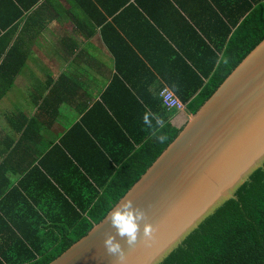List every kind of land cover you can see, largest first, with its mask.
Returning a JSON list of instances; mask_svg holds the SVG:
<instances>
[{"label": "crops", "instance_id": "0c3cea01", "mask_svg": "<svg viewBox=\"0 0 264 264\" xmlns=\"http://www.w3.org/2000/svg\"><path fill=\"white\" fill-rule=\"evenodd\" d=\"M223 1L0 0V223L62 221L59 193L80 197L110 181L149 131L144 115L155 120L147 102L165 88L177 96L171 84L189 68L164 67L188 58L179 46L196 49L197 22L241 26L256 7ZM189 109L171 123L182 128ZM0 230V248L15 243Z\"/></svg>", "mask_w": 264, "mask_h": 264}, {"label": "trees", "instance_id": "16d2710c", "mask_svg": "<svg viewBox=\"0 0 264 264\" xmlns=\"http://www.w3.org/2000/svg\"><path fill=\"white\" fill-rule=\"evenodd\" d=\"M223 2L218 0L220 6ZM255 2L256 7L242 20L241 26L237 21H223L221 29H217L196 21L197 27L193 28L198 35L196 49L182 46L177 49L189 59L179 57L172 61L171 67L166 61L164 69L169 66L168 70L178 71L182 65L189 68L181 73V78L173 80L175 85L170 84L181 101L189 105L191 113H197L264 40V1ZM199 57H207V69L199 65ZM155 69L159 71L158 67ZM206 78H209L207 84ZM195 96L198 98L192 99ZM147 104L154 116L163 118L165 127L161 132L167 135V140L160 143L149 130L136 141L137 148L130 145L124 162L112 165V178L99 183L101 189L94 188L91 194H83L82 190L80 197L59 193L56 202L62 200L66 205L62 221L0 223L15 240V243L2 244L0 264H49L85 235L129 191L182 129L171 123L178 111H168L162 99ZM237 197L228 199L206 217L160 264H264V167L239 188ZM70 206L81 209L70 210Z\"/></svg>", "mask_w": 264, "mask_h": 264}, {"label": "water", "instance_id": "95a60500", "mask_svg": "<svg viewBox=\"0 0 264 264\" xmlns=\"http://www.w3.org/2000/svg\"><path fill=\"white\" fill-rule=\"evenodd\" d=\"M264 167V40L233 70L121 197L146 213L125 264H160L189 233ZM115 204V205H116ZM108 213V212H107ZM107 215V214H106ZM106 215L49 264H117L103 247ZM156 229L144 242V224Z\"/></svg>", "mask_w": 264, "mask_h": 264}, {"label": "clouds", "instance_id": "9594fccd", "mask_svg": "<svg viewBox=\"0 0 264 264\" xmlns=\"http://www.w3.org/2000/svg\"><path fill=\"white\" fill-rule=\"evenodd\" d=\"M144 123L150 130L151 135L155 137L160 143H164L167 140V135L163 134L161 130L165 127L163 118L154 116L155 126L150 119L149 114L144 115ZM114 205L107 213L105 221L109 223L110 227L114 229V232H105L103 239V247L107 255L115 257L117 264H125L124 249L119 243V239L125 241L126 245L131 248L138 240L140 233V223L146 220V213L144 210L134 207L131 200ZM156 229L149 223L144 224L143 236L144 242L147 244L154 240V233Z\"/></svg>", "mask_w": 264, "mask_h": 264}, {"label": "built area", "instance_id": "2783aa9c", "mask_svg": "<svg viewBox=\"0 0 264 264\" xmlns=\"http://www.w3.org/2000/svg\"><path fill=\"white\" fill-rule=\"evenodd\" d=\"M161 99L164 107L170 111H181L184 110L185 104L177 98V96L168 88H165L161 92Z\"/></svg>", "mask_w": 264, "mask_h": 264}]
</instances>
